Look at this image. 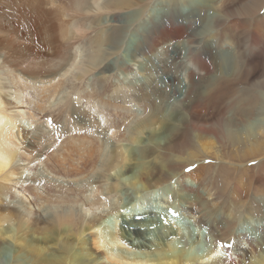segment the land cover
Masks as SVG:
<instances>
[{"label":"bare ground","instance_id":"1","mask_svg":"<svg viewBox=\"0 0 264 264\" xmlns=\"http://www.w3.org/2000/svg\"><path fill=\"white\" fill-rule=\"evenodd\" d=\"M160 1L0 0V264H264V200L243 191V175L230 196L227 190L232 172L243 169L233 160L264 155V0H166L151 18L146 11ZM104 18L106 28L94 38ZM89 37L99 54L85 60L81 45ZM159 43L166 48V87L151 81L144 97L149 114L134 137L122 129L134 98L124 83L103 95L109 78H99L94 90L80 84L54 99L74 70L78 80L92 70L134 74L140 56ZM181 72L182 92L175 83ZM223 89L233 93L226 113L218 111L221 120L211 123L218 130L210 129L205 102ZM171 94L177 100L162 113ZM88 104L108 119L116 142L108 152L105 127ZM196 161L210 165L196 168L191 182L193 170L186 169ZM116 163L129 175L112 173ZM216 165L227 170L210 181ZM100 169L108 193H134L128 204L134 212L121 213L116 229L103 216L83 226L76 209L62 210L90 190L89 205L102 204L104 189L93 179ZM251 181L254 194L264 191V175ZM44 204L53 211H41ZM170 211L207 229V253L195 250L202 232L195 240ZM149 227L161 230L152 245L143 239Z\"/></svg>","mask_w":264,"mask_h":264},{"label":"rangeland","instance_id":"2","mask_svg":"<svg viewBox=\"0 0 264 264\" xmlns=\"http://www.w3.org/2000/svg\"><path fill=\"white\" fill-rule=\"evenodd\" d=\"M164 1H166V0H162V1H160V3L155 4L153 6L151 5L148 8V10L146 11V14H148L151 18H153L155 16L157 17L158 15H160V13L163 11V9L165 7H167V1L166 2H164ZM258 2H259V0H252V2L251 3L249 2V3H250V5L251 4L255 5ZM240 3L242 4V3H244V1L241 0ZM159 6H160V8H159ZM131 9L132 8H129V9H126V10L127 11H131ZM211 11H213V10H211ZM130 14H132V13L130 12ZM105 23H106V18H104V23H102V25H100L99 28L96 29V31L91 33V35L94 36V38L95 37L98 38L97 36L100 35V32H102V30L106 28L107 24H105ZM103 27H105V28H103ZM99 30H101V31H99ZM134 30H133V28H131V30H130L131 32L129 31V35H128L129 40H131V38L133 37ZM96 34H98V35H96ZM90 38L91 37L87 38L88 40L85 39V41L81 45V47H82V49L84 51L83 52V54H84L83 58L85 60H86V58L88 59L90 55L93 58L94 56L99 54V52H98L99 51V49H98L99 47H94V48L90 47V45H89L90 44L89 43L90 42ZM262 39L264 40V38H262ZM160 43L157 44V47H153L152 49H150L146 53L142 54L143 56L142 55L140 56L139 59L142 60L141 68H139L137 66L138 65V63H137V65L134 67L135 68L134 69V71H135L134 74L131 73V74L125 75V74L117 73L115 77H113V76L112 77H108L107 74L100 73L99 70H94V71L92 70L91 72H88L85 75L86 77H84L83 80H78L77 77H76V74H77L76 72H79V71L74 70L73 72L68 74L69 76L68 75L66 76L67 83L65 84V87L60 91L59 95L58 94H56L57 96L55 95L54 99L56 97L59 98V97L63 96V94L66 91H69V92L73 91L74 90L73 88H75V86H78L80 84L82 85V86L80 85L82 88H87L89 90H94V89L98 88L99 84H97V80L99 78H109V84L110 85L109 84H108L109 86L107 85V88L105 89L106 91L103 92V95H108L109 93H111V90H112V93H113L114 88H116V86L118 84H120V85L121 84L122 85L125 84V86L128 85L127 87H129L130 89L129 88H126V89L128 91L129 90L131 91V92L129 91L130 99H131V96L134 97L130 101V102H132L131 103V107H133V108H131L132 109V111L130 112L131 116L127 119L130 123H128L127 126H124V124H123L122 125V129L126 130L127 135H130V136L134 137L136 135V133H135L136 129L135 128L137 127V124L141 120H146L147 117H148L147 115L149 114V108H148V105L146 104V102L144 101V97L148 93L149 85H150L151 81H153L155 83V78H156V82H158L160 85L161 84H162V86L166 85L165 77L163 75V67H164L163 60L166 57V52H165L166 48L164 47L165 45L163 43H162V45ZM176 44L180 45V48H181L180 52L182 54L186 53L187 45H186L185 41L178 40ZM262 46H263L262 48L264 49V41L262 43ZM96 50H98V51H96ZM91 53L93 55L94 54H96V55L93 56ZM87 55H88V57H87ZM124 55L127 56L128 53L125 51ZM129 58H133V57L130 55ZM263 58H264V50H263ZM258 64H261L260 60H259ZM138 68H139V71H138ZM185 82H186L185 81V74H184V72H181L178 75V77L176 78V80H175L176 86H177V88H179L178 91H180V92L184 91V89L186 87V83ZM96 85H97V87H95ZM221 91L218 90L217 92L212 94L213 95L211 97L212 101H210L211 100L210 99L208 102H205L206 103L205 104V110L207 112V115H210L211 116L210 118H212L211 119L212 121L209 122V124H210L209 126H210V129L213 128L214 130H218V127L217 126H213V125L211 126V123L214 124V123L218 122V120L219 121L221 120L222 116H220V113L222 112L221 114H223V110H224V113H226V109L228 107V100L230 98L228 93L229 92L233 93V91L226 90V89H223V91L226 92V94L224 92H221ZM139 92L141 93V95L143 97L139 96L140 95ZM219 94H220V99L217 100V98H219V96H218ZM176 97H178L176 94H171L170 97L167 100L165 99V101L163 102L164 105L161 108V112L162 113H166L168 110L171 109V107L173 106L172 105L173 102H176V100H177ZM54 99H52V101ZM84 105H86V103H84ZM95 107H96L95 105H89L88 104V109L92 110L93 113L98 115V118L101 120L103 127H105V131L101 134V137L103 139V145H104V153H105V152H108L110 149L114 148L116 146V142L113 140L112 137H110V134H111L110 132L111 131H110L109 127H108V119L105 117L104 114H102L99 111V109L97 107L96 108ZM225 107H226V109H225ZM156 124L158 125V123H156ZM156 124H154V125H156ZM49 126H51V124H49L48 127ZM116 153L118 154V152H116ZM209 161L210 162H214V161L215 162L216 161L219 162V160L215 159V158H212V159L209 158ZM233 161H235V163H238L239 165H241L243 167V169L240 168V169H242L241 171H239L240 170L239 169V170H234L232 172L233 175L230 176L231 178H229V180H228L229 186L227 185V190L229 192V196H230V191H235L234 187L236 186V182H235V181H237L236 178H238L239 175H243L244 176L243 177L244 178V184H245V188H244L243 191H245V192L248 191L249 192L248 196L251 199L256 198V197L260 198V196H261L260 199L264 200V197H263L264 196V191L263 192L261 191L260 193L258 192L259 194L258 193L254 194L252 189H251L252 188L251 187V184H252L251 180H253V182H254L255 179L257 180L259 176L264 175V155H257V156H253V157H248V158H246L244 160H233ZM114 162H117V160H115ZM210 162H207L206 164H203V165H201V164L198 165L200 163V161L199 162H197V161L194 162V164H193L194 166L192 165L193 168L189 170V172L193 170V175L191 176V179H190L191 182L193 180L195 181L197 179L198 170H196V168H199V166L201 167V166L210 165L209 164ZM211 167H213L212 174H214V173H216V174H214L212 176L210 181H212L214 179V177L217 176L220 172L224 173L227 170V168H224L225 170L224 169H219V167L217 168V165H216L215 168H214V166H211ZM123 170H124V168H121L120 164L116 163L114 168H112L111 172L112 173H122L123 176H128L129 174L123 172ZM251 174H252V178H251ZM93 179L95 180V186L100 184V188L102 187L104 189L103 190V194H101V196H102L101 197V199H102L101 203L102 204H99V206H95V207L89 205L88 198H91V191H92V190H90V191L87 192V197L86 198L82 197V200L80 201L81 203H79L78 205L69 204V206L67 204V206L65 205L64 208H62V210H65V209L66 210H69V209L74 210V209H76L74 211H76V212H78V214H80L78 218H82V220H79V221H80V223L83 221L82 224H81L83 226L91 224L92 223V219H94L96 216H98V217H100V216L102 217L103 216L102 218H103V220H105L106 225L110 226L113 229H116L117 226H121V224H122V215H120L121 213H123L124 216L125 215L126 216L131 215V213L133 214L134 209H132L128 204H130V202L133 201L134 193L129 194V195L127 193H123V194L120 193V194H122V196H119V193H116V191H112V192L108 193L107 192L108 189L106 187L108 186L109 181L105 180V177H104V175L101 172V169L94 172ZM97 180H99L100 182L98 183ZM152 202H153V204L162 205V203L157 201V200H153ZM85 203H86V205H85ZM18 206L25 208L24 206H21V203H19ZM46 206H47L46 204L41 206V208H40L41 211H43V210H48L49 212L53 211V209H54L53 206L48 205L47 208H46ZM121 206H127V207H126L125 210L118 211ZM85 208H90V209H89V211L85 212L84 211ZM162 210H165V211L167 210L168 211V209H166L165 207H163ZM44 213H48V212L44 211L43 214ZM173 213H175V212H171V211L169 212L170 219L176 221L184 231L187 230L188 228H190L192 230V232H193L195 240L198 239L197 234L200 231L202 232L201 233L202 237H201L200 245L198 247H196L195 250H196V252H198L201 255H204L205 253H207L208 250L211 248V240L208 237L207 229L206 228H200L199 226H196V224L189 217H180L179 215H176V214H173ZM44 216H48V214H44ZM84 216H86V217H84ZM160 219L161 218H159V220ZM43 222L44 221H40L39 227H43L44 226ZM15 224H16V222L14 221V225ZM125 226H129V225L126 223ZM74 228L76 229V227H74ZM159 229L160 228H158V227H154V228H150L149 227L146 231H143V234L145 236L143 239H146L144 241L147 242L150 245H152V243H156L158 241L159 234H161V230H159ZM139 240H141V239H139ZM177 241H178V239H177ZM137 250H139V249H137ZM138 252H140V251H138ZM222 253H223V251H219V254L223 255L224 253L223 254ZM13 254H14L13 252L12 253L10 252L8 254V257L11 259L13 257L12 256Z\"/></svg>","mask_w":264,"mask_h":264},{"label":"snow or ice","instance_id":"3","mask_svg":"<svg viewBox=\"0 0 264 264\" xmlns=\"http://www.w3.org/2000/svg\"><path fill=\"white\" fill-rule=\"evenodd\" d=\"M190 169H186V171H189ZM173 214H175V213H173Z\"/></svg>","mask_w":264,"mask_h":264}]
</instances>
